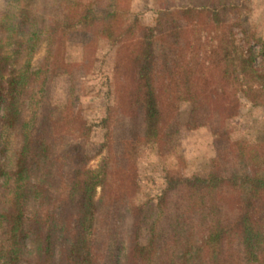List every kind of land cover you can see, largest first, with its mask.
Masks as SVG:
<instances>
[{
	"label": "trees",
	"instance_id": "trees-1",
	"mask_svg": "<svg viewBox=\"0 0 264 264\" xmlns=\"http://www.w3.org/2000/svg\"><path fill=\"white\" fill-rule=\"evenodd\" d=\"M70 2L0 0V264H93L104 254L109 264H264V136L247 148L220 131L213 172L165 177L155 196L158 215L145 239L139 231L141 207L101 217V201L94 198L97 187L106 189L111 158L90 169L71 156L70 131L82 135L90 127L78 113L63 121L50 109L47 74L52 66L58 68L53 73L63 69L50 51L68 40L85 46L97 36L120 40L133 27L123 23L120 12L94 5L72 24ZM236 8L218 0L211 7L158 10L155 24L141 29L138 49L115 59L116 107L102 120L106 134L121 141L131 136L161 150L179 125L181 102L190 104L189 129L219 123L221 113L230 115L224 103L231 94L221 89L218 100L212 99L208 87L218 79L227 86L236 81L234 96L264 106V68L256 63L249 38L234 43L229 13ZM201 28L213 29L216 41L206 61L195 57ZM42 43L46 55L36 68L31 60ZM211 67L214 72L207 73ZM24 75L31 85L28 98L19 96ZM113 112L115 129L108 121ZM174 189H184V199L171 203ZM190 224L197 227L195 240L183 231Z\"/></svg>",
	"mask_w": 264,
	"mask_h": 264
},
{
	"label": "rangeland",
	"instance_id": "rangeland-1",
	"mask_svg": "<svg viewBox=\"0 0 264 264\" xmlns=\"http://www.w3.org/2000/svg\"><path fill=\"white\" fill-rule=\"evenodd\" d=\"M217 1L71 0L72 24L78 22L81 11L85 7L94 5L104 10L120 12L123 23L132 26L133 30L122 35L120 40L112 41L97 36L88 40L85 43L86 46L80 42L68 40L63 45L54 44L50 51L51 58L59 57V67L63 66L64 69V71L61 69L62 71L53 73V69L58 68L52 66L47 74V100L50 109L63 121L71 118L73 112L78 113L79 121L84 120L90 127L82 135L79 133L83 131L77 129L70 131L71 135L68 139L70 154L90 169H97L105 157L111 158L108 162L109 175L106 180V189L97 187L94 199L101 201L99 204L102 218L111 210H115V215L118 217V211L120 214L128 215L132 208L141 207L143 210L141 215L144 214L143 226L139 230L142 239L148 236L149 224L157 218L155 196L164 185L165 177L187 179L195 176L206 177L213 172L218 165L215 144L220 131L224 133L228 141H242L247 148L255 146L264 136V106H253L243 97L238 99V95H233L237 92L236 81L231 80V84L227 86L220 79L213 80L214 82L208 87V92L213 93V100H218L216 96L221 89L231 94L230 98L227 97L228 102L224 103V106L230 108V115L221 113L223 119L219 123L209 121L196 129H189L185 122L188 119L190 104L181 102L178 108L179 125L172 134L170 143L161 150L153 144H147L131 136L121 141L106 134L108 128L102 120L108 116L109 107H116L113 85L116 57L131 54L138 49L141 29L155 24L157 11L161 8L168 7L174 11L187 5L198 8L211 7L216 5ZM229 1L237 5V8L229 13L231 21L229 25L233 26L234 43L243 44L245 39L249 38V46L256 54L255 61L264 68V0ZM238 23L247 31L248 36L245 37L240 31ZM213 35V29L209 31L200 29V40L195 44V51L198 50L195 57L199 61L208 60L211 48H215L216 41ZM58 45L59 47L62 45L59 52ZM45 55L46 44L42 43L34 53L31 65L39 67ZM65 64H70L71 67L65 68ZM208 72H214V69L211 67L207 70ZM30 95L31 85L27 84V77L24 75L20 80L19 96L28 98ZM217 106L216 103L211 104V107ZM110 118L109 127L115 129L116 114L111 113ZM79 121L76 125H79ZM183 190H171L168 194L169 202L184 199ZM139 215V212L134 210V216ZM183 231L187 238L191 240L197 238L196 225L190 224ZM106 234L107 231L103 229L101 235L106 237ZM111 243L107 237L105 245L109 246ZM105 255H101L102 257L96 259L93 264H104L106 261L109 264Z\"/></svg>",
	"mask_w": 264,
	"mask_h": 264
}]
</instances>
